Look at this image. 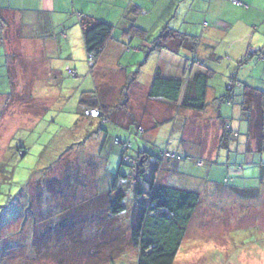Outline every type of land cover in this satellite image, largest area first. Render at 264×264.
Segmentation results:
<instances>
[{
    "label": "rangeland",
    "instance_id": "rangeland-1",
    "mask_svg": "<svg viewBox=\"0 0 264 264\" xmlns=\"http://www.w3.org/2000/svg\"><path fill=\"white\" fill-rule=\"evenodd\" d=\"M136 1L140 0L133 3ZM156 1L159 8L165 6L164 0ZM183 3L176 1L174 5ZM131 9L127 19L120 18L119 12L111 16L112 37L93 65L84 53L77 18L72 15L32 17L28 32L20 33L15 24L7 29L11 45L20 39L28 44L23 52L13 49L6 56L0 46V264H136L138 253L129 241L130 207L117 219L110 218L106 199L95 198L110 188L118 168L128 173L125 165H119L118 138L131 143L129 155L144 147L154 157L166 149L181 153L190 165H179L175 171L196 174L185 182L186 176L173 170L170 173L164 166L158 175V181L200 194L174 264H264V153L241 149L247 122L241 118L237 102L232 108L220 102L225 93L221 92L220 74L206 65L214 71L209 85L218 94H207V107L201 112L149 99L145 93L157 68L163 76L168 75L171 57L185 61L191 55L184 49L179 54L148 51L149 42L162 29L161 23L169 20V26L176 30H195L202 22L190 15L185 18L177 10V17L159 19L147 28L138 26L147 31L143 41L125 32L128 26L124 20L138 25L150 18ZM150 12L154 15V9ZM23 53L30 56L22 60ZM40 53L44 56L37 61L34 56ZM218 59L230 62L232 69L236 67L231 56L220 54ZM21 62L25 73L16 70ZM126 75L136 79L123 95L120 88ZM96 85L101 87L102 103L113 108L110 121H100L98 109L83 111L79 103L81 93ZM118 99L126 101V110ZM91 109L98 111L95 117L82 115H92ZM113 117L117 124L129 126L117 127L111 122ZM222 118L238 133L231 141L233 152L221 151L223 157L217 161H210L211 152L202 158L205 150H215V158ZM139 125L149 137L137 132ZM194 159H203L202 166L194 167ZM226 176L232 179L225 184ZM218 191L221 195L214 197ZM128 195L125 203L129 206L132 199ZM30 198L42 202V209L33 205L37 208L33 217ZM47 200L57 206L63 203L60 210L68 208L61 219L67 229L57 230L53 238L41 235L42 243L39 240L32 246L34 235L46 233L49 214L57 218L59 212L54 207L47 210ZM54 250L57 253L53 255Z\"/></svg>",
    "mask_w": 264,
    "mask_h": 264
},
{
    "label": "trees",
    "instance_id": "trees-1",
    "mask_svg": "<svg viewBox=\"0 0 264 264\" xmlns=\"http://www.w3.org/2000/svg\"><path fill=\"white\" fill-rule=\"evenodd\" d=\"M131 10H134V14H136L135 12H137V10L135 7ZM13 24H15V26H13ZM18 24V22L16 24L15 21L13 22L12 18L2 14L0 11V46L3 47V54L5 56L7 54V47H9L8 44L12 43H9V38L6 37L7 29L12 26L16 27ZM79 26L81 29L84 51L91 59L93 65L105 44L112 37L113 26L106 21L91 16L80 17ZM1 27H3L2 30ZM125 32L131 35H138L143 41L146 39V31L134 25ZM198 39V36L178 31L167 23L162 27L158 35L149 42L148 51L166 50L177 53L179 50L184 49L191 54V57L186 59V68H184V74L181 78L163 76L159 68L155 70L152 81L146 91V96L149 99H154L158 102L164 101L165 103L177 106L179 109L193 110L196 112H201L206 109L207 89L209 87V80L213 76L214 71L211 70V68L210 70L207 69L204 62L197 57ZM0 55L2 54L0 53ZM251 56L252 55L248 52L242 56L241 59L234 62L237 64H235L236 67L232 71L233 75L229 77L225 93L219 97L221 103L228 104L231 108L233 105H236L234 103V99L236 98L234 86L238 82L236 79V72H238L240 65L245 64L251 59ZM0 62H2V59H0ZM199 62H201V64H197ZM195 64L198 65V68L193 67ZM202 68H204V70H202ZM135 79V76H125L124 84L120 88L123 95L128 93L127 90L135 82ZM100 91L101 87L96 85L93 90L82 92L79 103L84 108L83 111L90 108L98 109L100 113L98 118L100 121H110L109 116H111L113 108L102 103L99 95ZM238 96L240 102H238L237 105L240 107L241 118L245 119L247 122V130L244 133L245 142L241 149H244V151L246 150V152L252 149L254 152L264 153V88L242 84L241 93ZM122 100L118 99L117 103L123 105L122 107L126 110V101ZM117 103L115 104L117 105ZM115 108H117V106ZM82 115L89 119L95 117L91 115L86 116L84 113H82ZM217 117H220L219 112ZM111 122L121 128V126L115 122L114 117ZM227 123L228 119L225 121V119L222 118L220 121L221 133L219 131V140L216 145L218 149L216 150L215 158H210L211 160L208 159L210 161H217L219 157L222 159L221 155H219L221 151L227 154L233 152L231 150L233 149L231 147V141L235 140L233 137L238 133L236 129H233L229 125L227 126ZM126 126H129V124ZM137 128L138 133H145V131H142L141 127ZM117 142L121 144L119 165H125L128 169V173L125 174L121 171V167L118 168L110 188L105 192H98L100 197L97 195L95 198L98 201H101V198L106 199V211L110 215V218L115 217L117 219L122 214L128 212L130 207L129 219L131 226L129 228V241L131 246L134 247L138 253L136 264H174L177 253L183 242L187 225L196 207L199 205L200 194L198 190L185 189L158 181L157 174L163 170L165 162L167 166L171 168L170 170H174L173 168L176 164L180 163L179 165L181 166L182 163L186 162V165H190L189 161L183 160L181 153L171 152L167 149L160 150L158 153L159 157H154L145 147L137 148L133 155H129L127 150L130 148L129 146H132L131 143H129L128 140L121 141L119 138ZM237 147L238 149H236L239 151V145H237ZM19 153L21 156L25 155V151L23 150H19ZM205 160L206 159H204V161ZM191 164L194 167H201L203 159H194V161H191ZM181 168L183 169V167ZM195 175L196 174H185L186 179H191ZM230 179L232 178L226 176V178H224V183L226 184ZM45 186L48 188L50 183ZM216 189H214V191H216ZM129 193L131 195H128ZM127 195L129 198L131 196L130 200L132 199L129 206L125 203ZM218 195H221V191H218L214 197ZM47 201V210L54 207L53 209L59 211L57 212L59 217L57 213L55 214L57 218H51L49 214V220L48 223H46V233L34 235L32 246L36 243L38 244L39 240V244L42 243L41 235L45 234V236H47L49 234L48 236L53 238V234L55 235L58 232L57 230L63 231L67 229L66 225L61 222V219L65 218L66 209L68 208L60 210L58 208H62L63 203L57 206L55 201L53 203H51L50 200ZM29 204V211L33 217L36 215L35 212L37 210L33 205L40 206L41 208L42 202H34V200L30 198ZM40 213L42 214L41 211ZM58 224H63V228L62 226L59 227ZM49 225H51V228ZM56 225H58V229H52L55 228ZM48 230L51 231L48 232ZM67 241V238H65L64 242L67 243ZM46 245L48 246V244ZM39 246L40 245L37 247ZM63 247L64 246H62V248ZM53 252V255L57 253L55 250ZM59 252L60 254L62 253L61 250Z\"/></svg>",
    "mask_w": 264,
    "mask_h": 264
},
{
    "label": "crops",
    "instance_id": "crops-1",
    "mask_svg": "<svg viewBox=\"0 0 264 264\" xmlns=\"http://www.w3.org/2000/svg\"><path fill=\"white\" fill-rule=\"evenodd\" d=\"M176 1L181 0H164V4L162 5L165 6L159 8L156 0H140L136 1V3H133V0H0V11L2 14L12 18L13 22L15 21L16 24L17 22L19 23L18 28L21 33L31 30L30 18L32 17L64 18L72 15L77 18L76 23L80 29L79 21L82 16L95 17L111 24V16L116 17L119 12L120 18L123 16L126 18L128 10L134 7L138 14L149 16L150 19L146 23L142 22L138 25L134 20L132 23L130 22V24L128 23L129 21L127 22L124 20V26H128L126 29L128 30L132 25L147 28L149 25L154 26L153 23L159 21V19L165 18L166 20V18L169 17H171L169 19H172V17H177L176 12L179 10L182 12V15L186 16L185 18L190 15V17H196L198 21L202 22V25L198 29L193 30L191 27L190 29L180 27L178 31L181 30L183 33L198 36L197 57L201 59L205 65L212 67L216 73L220 74L222 81L221 92H225L227 89L229 77L233 74V65L226 61L224 63L219 62L218 56L220 54L231 56L233 58L232 62L234 63L250 50H254L255 53L251 56L247 65L236 72V79L238 82L234 86V93H236L234 102H240L238 95L241 93L242 84L264 88V58H260V56L264 57V0H182L184 2L183 6L181 4L174 5ZM153 9L154 15H151L152 13L150 11L153 12ZM168 22L169 20H166L164 23H161L162 27ZM175 26L176 25L173 27ZM20 40L14 42L16 47L8 44L7 54L14 52L13 49L23 52V49L27 48L25 46L28 43L21 42ZM23 41L28 40L24 39ZM206 48H210V50L207 51ZM177 53L179 54V52ZM29 56L30 55L26 56L25 54L24 56L21 55L22 60ZM43 56L44 54L40 53L35 54L34 57L38 61ZM190 57L191 55L189 58ZM221 59L222 58H220V60ZM170 61V66L166 71L168 75L166 76L181 78L184 74V68L187 62L186 59L185 61L181 58L172 60L171 57ZM197 64L193 67L198 68ZM212 68L211 70H213ZM17 69L24 72V63H19L16 67V70ZM26 79L28 81L27 77ZM207 94L216 97L218 94L217 89L209 85ZM215 123H217V121H215ZM201 125L205 127L209 126V123H201ZM122 127L124 128V126H121V128ZM127 127L128 126H125V128ZM138 127L141 126L139 125ZM145 133L149 137V132L145 131ZM209 152H211L210 158H212L215 150H205L200 156L203 157L209 154ZM222 157L223 155H221V158ZM166 164L165 162V166H167ZM178 165L179 164H176L174 168L176 169ZM181 165L185 166L186 162ZM170 169L171 168H169V171L171 173L172 170ZM175 169L173 171H175ZM175 172L180 176H185V173ZM158 175L159 173L157 176ZM184 179L185 182L188 180L186 178Z\"/></svg>",
    "mask_w": 264,
    "mask_h": 264
},
{
    "label": "clouds",
    "instance_id": "clouds-1",
    "mask_svg": "<svg viewBox=\"0 0 264 264\" xmlns=\"http://www.w3.org/2000/svg\"><path fill=\"white\" fill-rule=\"evenodd\" d=\"M254 53H255L254 50H250V51H249V54H251V55H253ZM240 59H241V58H240ZM199 64H201V63L199 62ZM91 110H92V109H91ZM94 110H95V109H94ZM96 115H97V114H95V115L92 114L91 116H96Z\"/></svg>",
    "mask_w": 264,
    "mask_h": 264
},
{
    "label": "built area",
    "instance_id": "built-area-1",
    "mask_svg": "<svg viewBox=\"0 0 264 264\" xmlns=\"http://www.w3.org/2000/svg\"><path fill=\"white\" fill-rule=\"evenodd\" d=\"M92 111V114L93 115H95V114H97L98 113V111L97 110H91Z\"/></svg>",
    "mask_w": 264,
    "mask_h": 264
},
{
    "label": "water",
    "instance_id": "water-1",
    "mask_svg": "<svg viewBox=\"0 0 264 264\" xmlns=\"http://www.w3.org/2000/svg\"><path fill=\"white\" fill-rule=\"evenodd\" d=\"M260 55V54H259ZM262 55V54H261ZM260 58H264L263 56H260Z\"/></svg>",
    "mask_w": 264,
    "mask_h": 264
}]
</instances>
